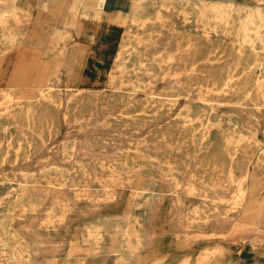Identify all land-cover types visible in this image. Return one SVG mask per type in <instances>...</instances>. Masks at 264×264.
<instances>
[{
    "label": "rangeland",
    "instance_id": "obj_1",
    "mask_svg": "<svg viewBox=\"0 0 264 264\" xmlns=\"http://www.w3.org/2000/svg\"><path fill=\"white\" fill-rule=\"evenodd\" d=\"M98 3L50 0L59 15L36 8L11 41L0 27V88L29 83L0 93V264H264V95L218 89L238 62L264 74V0ZM73 13L101 39L65 41ZM217 148L249 169L241 200Z\"/></svg>",
    "mask_w": 264,
    "mask_h": 264
},
{
    "label": "bare ground",
    "instance_id": "obj_2",
    "mask_svg": "<svg viewBox=\"0 0 264 264\" xmlns=\"http://www.w3.org/2000/svg\"><path fill=\"white\" fill-rule=\"evenodd\" d=\"M48 1L49 0H42L41 1L40 6H39V9H40L39 13L44 14L45 12H47L49 10ZM90 1L93 2V6L98 5L101 8L103 5V3L99 4L98 0H90ZM87 5L88 4L85 2V6H87ZM2 11H3V13L1 16L2 18H0V27L3 30H5V33H4L5 40L11 41L16 36L23 35L24 33L21 32V29L23 26L22 17H25V16L23 15L22 11L19 9H16L14 7L12 1L10 2L9 6L2 8ZM82 18L83 17H78V15L73 13V15H72L71 19L68 21V23L72 25V27L74 28L75 31H73V32L67 31L66 35L64 37L65 41H66V38L68 39L71 37L72 38L73 37L74 38H78V37L79 38H83V37L84 38H90V40L93 41L97 27L95 24H91V23L89 24V23L85 22ZM256 33H259V31H256ZM50 35L52 37L59 35V29L55 28V27L52 28ZM26 36L27 37H29V36L30 37H36L35 35H31V34H27ZM176 46H177V43H175V41H174L173 50L167 51L170 60H174L176 58L175 54H177V52H176V50L174 51V48ZM2 52L3 51L0 49V72L2 71V67L5 64L4 58L6 56L4 54L2 55ZM243 55H244V49L243 48L238 49L237 50L238 59H241V57ZM21 57L25 58L26 56L22 55ZM257 67H258L257 64H244L243 65V64H240L238 62L237 64H235V66L233 68H227L226 69L227 77L223 80V83H222V85L219 86V88L217 85V88L219 90H221L223 93H229V92L233 91L238 96H242L245 98H249L251 96V94H253V93H261L262 95H264V74L263 75L260 74V76H258L256 79H253L251 77V74H250L251 71L256 72L255 70L257 69ZM191 68H192V66H191ZM51 82H52V80H48L46 87L38 89L37 95L42 98V97H46V95L48 93L53 92L54 85ZM8 83H9V86L7 87V89L6 88H0V93L11 92L12 91L11 85H13L15 83L19 84V85H28L29 84L28 81H25V79L23 77L18 76L17 74L10 75ZM217 83H218V80H217ZM7 95L9 97H12L10 94H7ZM132 127H134V126H132ZM203 129H205V128H202L200 130V132L196 134V137L201 138L203 141L211 140V134H210V131H208L209 128H206L208 132H206V130L203 132L202 131ZM201 133H202V136H200ZM179 137H181V136H179ZM190 137H192V136H190ZM217 156H218L217 172L225 169V170H227V174H228L229 178H231V179L237 178V179L241 180L242 184H240V185H242V189H241V194L239 197L241 200L243 198V196H245V194H246V180L249 179V169L247 167H245V165L244 166L239 165V163H238L239 158H236L233 161V163H231L229 165L221 163V159L223 157L226 158L228 156V154H225V152L221 148H217ZM231 156H233V155H231ZM245 156H247V155H245ZM213 189H215V188H213ZM127 242H131V241L128 240ZM51 257H54V256H51ZM53 260L54 259L49 258L47 260L48 264H53L54 263ZM19 264H24V263L19 262Z\"/></svg>",
    "mask_w": 264,
    "mask_h": 264
},
{
    "label": "crops",
    "instance_id": "obj_3",
    "mask_svg": "<svg viewBox=\"0 0 264 264\" xmlns=\"http://www.w3.org/2000/svg\"><path fill=\"white\" fill-rule=\"evenodd\" d=\"M12 2H13V5H14V7L16 8V9H19V10H21L22 11V13H23V15L25 16V15H31L35 10L37 11V9H38V15L39 14H43V13H39V6H40V3H41V1L42 0H39V2H37L36 0H31V4L29 5V7H24L23 6V3H24V0H11ZM138 0H135V2H137ZM50 3V0L48 1V5H49V10L47 11V12H51L52 14H54L55 15V17L56 16H58L59 15V12H60V7L58 6V5H56V4H49ZM56 7H55V6ZM92 6H93V2H92V4H91ZM37 8V9H36ZM136 9H138V7H136ZM53 10V11H52ZM108 18L110 19V20H115V19H117L118 21H120V18H121V13H120V11L119 10H117V9H111L109 12H108ZM40 17V16H39ZM85 22H87V23H91V24H95L96 25V32H95V35H94V39H93V42H96L97 40H100L101 39V31H100V28H99V26L97 25V23L94 21V20H92V19H89V18H87V17H83L82 18ZM120 23H122L123 24V27H124V29H126L127 28V26H128V20H125V19H122V21H120ZM40 24H43L42 22H41V20H38L37 21V25H40ZM40 26H42V25H40ZM50 34V33H49ZM125 34V30H124V33H123V35ZM31 35H35V36H38L39 34H37L36 32H33ZM40 36V35H39ZM90 38H85V40H89ZM45 49V48H44ZM46 51H44L43 49H39V48H36L35 49V51H36V53L38 54V55H41V54H43V52H47L48 53V49H45ZM119 52H120V49H119ZM119 52H118V54H119ZM46 53V54H47ZM117 54V55H118ZM21 59H24V58H21ZM20 58H19V61L21 60ZM29 60V61H35V60H40L39 58H30V57H27L26 56V58L24 59V60ZM23 61V60H22ZM44 66H47V65H45V64H43ZM42 64H38L37 66L38 67H40V66H43Z\"/></svg>",
    "mask_w": 264,
    "mask_h": 264
}]
</instances>
